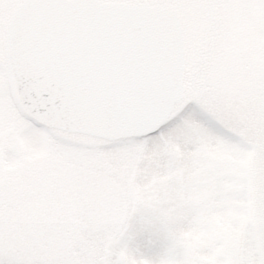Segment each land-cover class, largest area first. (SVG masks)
I'll return each mask as SVG.
<instances>
[{
    "label": "snow or ice",
    "instance_id": "6c2138e0",
    "mask_svg": "<svg viewBox=\"0 0 264 264\" xmlns=\"http://www.w3.org/2000/svg\"><path fill=\"white\" fill-rule=\"evenodd\" d=\"M158 3L264 13V0H0V264H264V50L242 102L216 49L206 66L190 49L177 78L155 50L98 60L44 38L42 13ZM13 132L49 153L28 174L62 240L6 208ZM16 155L32 159L23 143Z\"/></svg>",
    "mask_w": 264,
    "mask_h": 264
},
{
    "label": "water",
    "instance_id": "95a60500",
    "mask_svg": "<svg viewBox=\"0 0 264 264\" xmlns=\"http://www.w3.org/2000/svg\"><path fill=\"white\" fill-rule=\"evenodd\" d=\"M40 15L47 21L44 38L57 50L104 60L118 52L147 48L156 51L171 75L183 74L182 25L166 7L119 4Z\"/></svg>",
    "mask_w": 264,
    "mask_h": 264
},
{
    "label": "rangeland",
    "instance_id": "374dc122",
    "mask_svg": "<svg viewBox=\"0 0 264 264\" xmlns=\"http://www.w3.org/2000/svg\"><path fill=\"white\" fill-rule=\"evenodd\" d=\"M186 9V5L182 6ZM257 16H264V13H254L247 9H234L222 5L221 23L218 41L215 49L224 57L223 70L226 76L232 81L234 92L239 95L242 102L247 98V92L250 88L256 69V61L261 59V51L264 50V44L259 39V32L256 23ZM188 29V26H187ZM209 64V63H208ZM194 125L196 122H190ZM15 126V124L13 125ZM23 143L24 148L31 154L30 161H22L17 155V147ZM4 174L8 182L7 192L8 200L6 208L12 215L13 222L16 221L17 209L21 206L25 210V215H30L31 224L43 230L49 228V223L44 222L43 218H38L37 212L43 215H52L56 217L53 222L57 223L54 229H61L59 217L50 214L48 208L41 206L32 210L38 201L45 199V194L49 189L42 187L35 179L28 174L30 164L35 161L46 160L49 157L48 151L37 146L35 137L20 138L15 132L4 145ZM146 159H151V154H146ZM251 157L249 162H251ZM36 194H34V193ZM37 218V219H36ZM87 221L81 220L78 233H86ZM79 234V236H80ZM87 235V234H86ZM83 241L87 240V236ZM79 244L80 242L77 241Z\"/></svg>",
    "mask_w": 264,
    "mask_h": 264
},
{
    "label": "flooded vegetation",
    "instance_id": "af4514ba",
    "mask_svg": "<svg viewBox=\"0 0 264 264\" xmlns=\"http://www.w3.org/2000/svg\"><path fill=\"white\" fill-rule=\"evenodd\" d=\"M222 5L221 3H204L195 6L186 5V9L172 3L149 6H165L178 14L184 33L186 63L189 60L190 49L196 48L199 50L198 58L201 65L206 66L210 62L218 41Z\"/></svg>",
    "mask_w": 264,
    "mask_h": 264
},
{
    "label": "trees",
    "instance_id": "16d2710c",
    "mask_svg": "<svg viewBox=\"0 0 264 264\" xmlns=\"http://www.w3.org/2000/svg\"><path fill=\"white\" fill-rule=\"evenodd\" d=\"M147 157H145L146 159ZM141 163H143V160L141 161ZM34 193V192H32ZM36 194V193H34ZM44 208V207H43ZM32 210H34V207L32 208ZM39 215L38 218L42 219L43 218V221L44 222H48L49 224V228H45L43 229V231H45L46 233L50 234V235H53L55 236L58 240H62L64 239L63 235H62V232H61V229L59 228L58 229V232H56L57 229H54V226L57 224V223H54L53 222L56 220V217L55 216H52V215H43L41 212H37ZM31 219H33L30 215H25L23 217V222L25 223H32L31 222ZM37 219V218H36ZM80 233H76L75 235H70L68 237V240H69V244H70V251L73 253V254H78V252L80 251V243L83 241V238L85 237L86 233H83V234H80ZM87 236V235H86ZM77 241H79L80 243L78 244Z\"/></svg>",
    "mask_w": 264,
    "mask_h": 264
}]
</instances>
